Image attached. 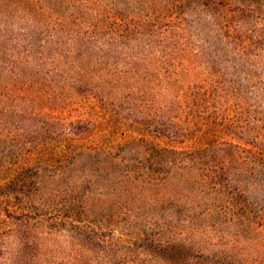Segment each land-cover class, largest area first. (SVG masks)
I'll return each instance as SVG.
<instances>
[{
    "label": "rangeland",
    "instance_id": "374dc122",
    "mask_svg": "<svg viewBox=\"0 0 264 264\" xmlns=\"http://www.w3.org/2000/svg\"><path fill=\"white\" fill-rule=\"evenodd\" d=\"M0 264H264V0H0Z\"/></svg>",
    "mask_w": 264,
    "mask_h": 264
}]
</instances>
